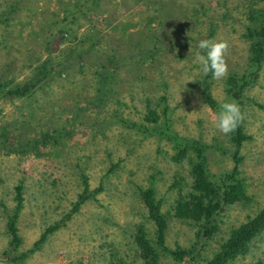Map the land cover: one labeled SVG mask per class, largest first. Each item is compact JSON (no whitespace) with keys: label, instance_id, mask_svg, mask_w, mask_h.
Wrapping results in <instances>:
<instances>
[{"label":"rangeland","instance_id":"obj_1","mask_svg":"<svg viewBox=\"0 0 264 264\" xmlns=\"http://www.w3.org/2000/svg\"><path fill=\"white\" fill-rule=\"evenodd\" d=\"M263 6L264 0H0V264H15L4 255L32 249L69 213L86 179L102 191L20 264H148L136 235L142 228L149 238L156 234L140 193L151 185L167 216L166 247L192 245L199 224L177 218L174 209L192 191L193 152L176 157L186 144L169 133L190 146L201 142L217 178L234 171L244 182V198L222 206L218 230L188 263L208 264L264 209V61L250 65L245 37L249 13ZM210 38L227 44L219 79L203 74L194 59L197 41ZM234 72L253 73L238 99L226 89ZM207 84L219 105L238 104L248 135L241 146L233 132L214 127ZM151 108L162 115L158 123L146 119ZM19 185L22 243L14 247L7 223ZM160 255L161 264H178L168 250ZM227 264H264V229Z\"/></svg>","mask_w":264,"mask_h":264},{"label":"trees","instance_id":"obj_2","mask_svg":"<svg viewBox=\"0 0 264 264\" xmlns=\"http://www.w3.org/2000/svg\"><path fill=\"white\" fill-rule=\"evenodd\" d=\"M251 25L248 27V32L245 34L247 40L250 41V65L261 64L264 61V6L255 8L249 13ZM253 82V73L248 72L240 74L234 72L230 74L226 81V89L230 96L238 99L242 96L243 90ZM204 87L203 94L205 101L210 108L216 113L219 103L213 97L210 86L207 84ZM150 114V115H149ZM146 119L150 123H158L162 117L156 108H151ZM164 120L168 119V107L162 111ZM160 125H158V128ZM233 132V141L236 146H241L248 139V135L243 129V119ZM166 134V132L162 133ZM168 137L177 140L180 145L185 143V147H177V156H185L187 149L193 152L191 160L192 168L191 175L193 177L192 191L189 197H184L178 200L175 207V216L181 220L198 223L199 226L195 233V240L188 247H180L168 249L166 247L167 234V216L163 213V201L157 195V189L151 185L140 189L141 198L148 211L149 217L154 222L156 227L155 237H148V232L142 228L136 235V242L140 249L141 256L148 264H161L160 252L164 249L174 256L178 264H188L191 260H196L198 252L203 242L210 240L218 226L215 224V218L218 211L225 203H234L245 196V186L236 172L229 171L224 179L217 178L208 166V159L205 155L206 147L198 141L180 142L182 139L177 138L176 134L169 133ZM180 147V148H179ZM23 186L17 187L16 207L13 209V214L10 216L7 223V232L11 238L10 245L18 246L22 243V238L19 232L18 220L21 209L23 208L24 198L22 195ZM102 186L92 190L90 189L87 179L83 191L79 194L78 200L73 207L60 221L48 226L40 239L35 243L34 247L27 252L9 253L4 255V258L15 264H20L31 252L40 249L46 242L49 235L59 230L64 226L68 219L80 209L83 202L87 201L93 194L102 191ZM264 229V209L249 219L243 226L232 232L231 236L224 241L219 253L208 264H227L230 260L238 255L246 253L254 237Z\"/></svg>","mask_w":264,"mask_h":264},{"label":"clouds","instance_id":"obj_3","mask_svg":"<svg viewBox=\"0 0 264 264\" xmlns=\"http://www.w3.org/2000/svg\"><path fill=\"white\" fill-rule=\"evenodd\" d=\"M226 47V42L217 41L214 38L197 41L194 59L199 63L203 74L211 73L212 79H219L225 75L226 65L223 53ZM241 120L242 114L238 104L234 100L228 99L219 105L213 124L220 132L228 134L235 130Z\"/></svg>","mask_w":264,"mask_h":264}]
</instances>
